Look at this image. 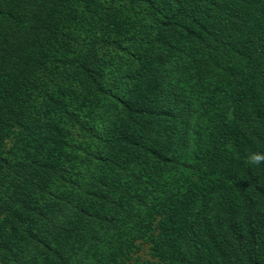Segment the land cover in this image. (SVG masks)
Listing matches in <instances>:
<instances>
[{
  "label": "trees",
  "instance_id": "trees-1",
  "mask_svg": "<svg viewBox=\"0 0 264 264\" xmlns=\"http://www.w3.org/2000/svg\"><path fill=\"white\" fill-rule=\"evenodd\" d=\"M123 1L145 12L158 27L178 24L180 33L164 40L161 51L148 55L141 47H129L119 15L109 5L111 0H0V143L11 127L25 124L39 73L55 62L64 65L71 51V30L75 25L83 29L100 6L107 12L100 18L87 53L73 65L76 88L85 91L82 96L86 100L94 96L121 104L132 122L147 115L154 124L147 106L127 101L119 93L130 84H150L152 70L169 63L183 49L205 45L212 37V10L218 9L219 0H183L188 9L170 15L164 13L161 0ZM223 9L217 19L221 31L216 40L241 55L228 64L221 77L223 83L234 82L236 87L231 118L224 113L221 101L215 100L209 125L195 129L193 154L212 168L203 172L200 182L191 181L183 192L175 193L165 203L157 232L153 230L147 237L158 261L146 264H219L216 248L204 237L217 192V208L224 216L235 264H264V0H225ZM124 56L137 66L135 73L125 67ZM220 88L221 83L214 84L215 90ZM78 99L76 89L49 96L51 109L56 108L59 118L47 120L46 127L37 130L41 138L33 155L27 163L13 167L23 177L13 186L6 215L0 220L1 264L8 260L37 264L17 255L21 251V223L49 194L55 174L70 180L72 175L63 167L70 137L79 145L102 140L94 129L85 128L79 121ZM243 120L247 121L245 126L240 123ZM67 125L70 129L79 127L84 133L70 135ZM230 142L232 149L227 148ZM135 144L144 157L162 164L169 162L152 140ZM152 224L149 222L148 228ZM183 242L193 243V248H185ZM123 249L111 251L100 264H117Z\"/></svg>",
  "mask_w": 264,
  "mask_h": 264
},
{
  "label": "rangeland",
  "instance_id": "rangeland-1",
  "mask_svg": "<svg viewBox=\"0 0 264 264\" xmlns=\"http://www.w3.org/2000/svg\"><path fill=\"white\" fill-rule=\"evenodd\" d=\"M224 1L219 0L218 9L212 10L215 14L210 26L212 37L205 45L183 49L169 63L152 70L150 84H130L124 93H119L127 101L147 106L154 124L147 115L137 118V123L132 122L121 104L94 96L86 100L82 96L85 91L81 93L76 88L73 65L87 53L100 18L107 12L105 7L100 6L89 16L91 22H85L83 29L79 25L73 27L71 51L64 65L55 62L39 73L28 101L25 124L11 127L0 143V220L6 215L13 186L22 181L23 175L14 165L29 161L41 138L37 130L44 129L47 120L59 118L56 108L51 109L49 96L76 89L79 121L85 128L94 129L102 140H88L87 144L79 145L70 137L63 167L72 176L63 180L55 174L49 194L21 223V251L17 252L20 259L37 264H100L105 255L123 247L124 255L117 264L158 261L147 237L151 231L157 232V220L165 203L175 193L183 192L191 181L200 182L203 172L212 168L193 154L195 129L209 125L215 100L221 101L224 113L231 118L230 105L236 87L234 82L223 83L221 77L228 64L241 55L216 40L221 31L217 19L224 10ZM160 2L164 13L169 15L188 9L183 0ZM109 5L119 15L129 47H141L148 55L161 51L163 41L173 39L181 31L178 24L158 27L149 15L123 0H111ZM123 60L125 67L135 73L137 66L130 63V57L124 56ZM215 83H221V88L215 90ZM65 100L68 102L67 96ZM240 123L245 126L247 121ZM65 127L70 129L69 125ZM70 130V135L77 137L84 133L79 127ZM145 139L152 140L169 162L162 164L144 157L135 142ZM232 147L230 142L227 148ZM218 197L217 192L204 237L216 248L219 264H235L236 254L225 231L224 216L217 208ZM220 205H224L222 201ZM149 222L153 223L151 228L147 226ZM182 245L193 248V243ZM2 264L16 263L8 260Z\"/></svg>",
  "mask_w": 264,
  "mask_h": 264
},
{
  "label": "clouds",
  "instance_id": "clouds-1",
  "mask_svg": "<svg viewBox=\"0 0 264 264\" xmlns=\"http://www.w3.org/2000/svg\"><path fill=\"white\" fill-rule=\"evenodd\" d=\"M255 159L259 160V159H261V157H255Z\"/></svg>",
  "mask_w": 264,
  "mask_h": 264
}]
</instances>
